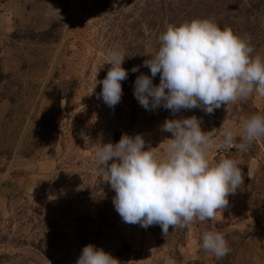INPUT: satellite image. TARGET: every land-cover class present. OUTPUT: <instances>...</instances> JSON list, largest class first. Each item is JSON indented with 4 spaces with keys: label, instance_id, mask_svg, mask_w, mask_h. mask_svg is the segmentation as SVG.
<instances>
[{
    "label": "rangeland",
    "instance_id": "374dc122",
    "mask_svg": "<svg viewBox=\"0 0 264 264\" xmlns=\"http://www.w3.org/2000/svg\"><path fill=\"white\" fill-rule=\"evenodd\" d=\"M195 18L250 38L252 55L264 57V0H0V264H76L89 243L119 264H264V137L237 147L243 121L264 115V95L212 114L146 110L134 97L159 35ZM112 50L124 53L129 75L109 107L97 97ZM191 115L216 140L211 162L237 160L243 187L214 220L170 226L167 236L159 225L125 223L98 164L101 144L139 133L163 157L171 133L161 125ZM225 128L234 132L228 147ZM206 231L223 233L230 253L203 250Z\"/></svg>",
    "mask_w": 264,
    "mask_h": 264
},
{
    "label": "clouds",
    "instance_id": "9594fccd",
    "mask_svg": "<svg viewBox=\"0 0 264 264\" xmlns=\"http://www.w3.org/2000/svg\"><path fill=\"white\" fill-rule=\"evenodd\" d=\"M158 39V51L143 61L150 75L140 73L134 82V97L144 109L162 107L175 114L199 108L212 114L254 92L264 95V57L252 55L250 38L211 19L195 18L168 25ZM125 58L122 51L112 50L106 62L111 67L99 81L97 98L109 107L117 105L123 94L122 81L129 75L123 67ZM130 71L138 72L139 66ZM157 74L160 80L154 84ZM161 131L171 133L163 141V157L155 147L146 148L139 133L102 143L96 155L108 174L105 181L115 192L113 204L122 220L144 228L159 225L167 236L170 226L183 229L194 220H214L217 211L228 206L229 195L243 187L245 175L235 159L211 162L216 140L202 129L196 115L168 118ZM222 135L223 145L230 146L233 130L225 128ZM260 137H264V115L254 114L243 121L237 147L246 151ZM201 247L217 259L230 253L228 241L218 231L204 232ZM76 264H119V260L89 243Z\"/></svg>",
    "mask_w": 264,
    "mask_h": 264
}]
</instances>
